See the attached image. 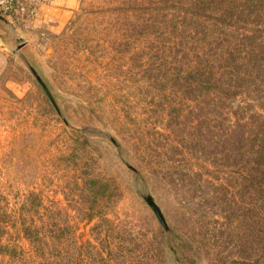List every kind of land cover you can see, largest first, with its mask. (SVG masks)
<instances>
[{"label": "rangeland", "instance_id": "rangeland-1", "mask_svg": "<svg viewBox=\"0 0 264 264\" xmlns=\"http://www.w3.org/2000/svg\"><path fill=\"white\" fill-rule=\"evenodd\" d=\"M183 4L78 0L60 28L19 38L10 36L18 33L14 20H4L0 246L10 252L0 247V264H226L246 257V220L231 207L225 218L215 211L214 181L202 170L209 161L200 157L202 147L253 134L264 112V67L252 70L229 103L176 95L164 77L174 71L172 56L193 41ZM229 183L244 208L246 191Z\"/></svg>", "mask_w": 264, "mask_h": 264}, {"label": "trees", "instance_id": "trees-1", "mask_svg": "<svg viewBox=\"0 0 264 264\" xmlns=\"http://www.w3.org/2000/svg\"><path fill=\"white\" fill-rule=\"evenodd\" d=\"M178 9L191 24L188 38L193 41L172 56L174 71L169 67L165 80L187 100L232 102L252 79V70L264 67V0H184ZM200 159L209 161L202 170L214 181L210 197L215 211L225 218L231 207L246 220V257L226 264H264V112L250 137L221 139L202 147ZM231 178L246 191L244 208L230 196ZM20 231L31 240L27 227L22 225ZM0 247L10 252L6 245Z\"/></svg>", "mask_w": 264, "mask_h": 264}, {"label": "crops", "instance_id": "crops-1", "mask_svg": "<svg viewBox=\"0 0 264 264\" xmlns=\"http://www.w3.org/2000/svg\"><path fill=\"white\" fill-rule=\"evenodd\" d=\"M77 1L78 0H25L26 7L24 9H26V11L22 10L18 13H9L0 16V31L1 29L6 30L9 27L4 20L8 22L14 20L13 25L14 28L16 27L15 29L18 30V33L10 31V36H12L13 32L14 36L17 34L18 38L37 30H56L69 18ZM29 9L31 12L28 13ZM17 36L15 38H17ZM20 44H22V42ZM5 45L6 44L0 39V50L2 46Z\"/></svg>", "mask_w": 264, "mask_h": 264}, {"label": "water", "instance_id": "water-1", "mask_svg": "<svg viewBox=\"0 0 264 264\" xmlns=\"http://www.w3.org/2000/svg\"><path fill=\"white\" fill-rule=\"evenodd\" d=\"M30 71H31L33 77L36 79V81L40 85V87L43 90V92L45 93L46 97L48 98V100L50 101V103L52 104V106L54 107V109L56 111H58L57 110V107H56V105H55V103H54V101H53V99H52V97H51L48 89L44 85V83L41 81V79L39 78V76L37 75V73L32 68H30ZM145 201H146L147 205L150 207V209L152 210V212L155 215L156 219L159 221L160 225L163 228H165L166 225H165L164 219H163V217L161 215V212L159 211L158 207L155 205V203L152 201V199L149 196H146L145 197Z\"/></svg>", "mask_w": 264, "mask_h": 264}, {"label": "built area", "instance_id": "built-area-1", "mask_svg": "<svg viewBox=\"0 0 264 264\" xmlns=\"http://www.w3.org/2000/svg\"><path fill=\"white\" fill-rule=\"evenodd\" d=\"M26 7L25 0H0V16L9 13H18ZM28 11V10H27ZM31 12L30 9L28 13Z\"/></svg>", "mask_w": 264, "mask_h": 264}]
</instances>
